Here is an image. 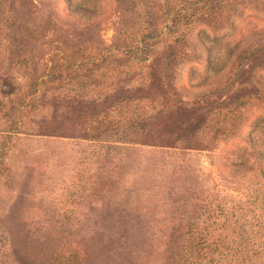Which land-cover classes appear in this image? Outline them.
<instances>
[{
    "label": "rangeland",
    "instance_id": "374dc122",
    "mask_svg": "<svg viewBox=\"0 0 264 264\" xmlns=\"http://www.w3.org/2000/svg\"><path fill=\"white\" fill-rule=\"evenodd\" d=\"M0 232V264H258L264 0H0Z\"/></svg>",
    "mask_w": 264,
    "mask_h": 264
},
{
    "label": "trees",
    "instance_id": "16d2710c",
    "mask_svg": "<svg viewBox=\"0 0 264 264\" xmlns=\"http://www.w3.org/2000/svg\"><path fill=\"white\" fill-rule=\"evenodd\" d=\"M82 10V9H81ZM150 35H148V33H146L145 35H142L141 37V41L140 44H137L134 48H130V52L131 54L139 59H145L147 54H148V44L149 42H147V40H149ZM142 42V43H141ZM15 92V91H14ZM121 92L118 91L116 96L115 94H112L110 96H108L106 99H111L112 97L118 98L120 97ZM121 98V97H120ZM98 101V100H97ZM94 103H96V105H100L101 103L96 102V101H92ZM103 106L107 108L106 113L109 114L108 109L112 107V104H106L104 101H102ZM17 113V109H15V104L10 108L9 113H6L4 116L7 117L9 119L13 118L15 116V114ZM100 117H97L96 120H98ZM110 120L105 121L104 124H108V125H115V122L113 119L109 118ZM101 123V122H100ZM263 161V159H261ZM0 236H1V232H0ZM264 241L258 243V245H263ZM262 249V248H261ZM263 249L262 251H258V264H264V256H263ZM232 254V256H230L231 258H226L225 256L223 257L222 254H220L218 257H211L210 258V262L211 264H249L247 263V261L249 260L250 256L248 255H242V254H238V253H230Z\"/></svg>",
    "mask_w": 264,
    "mask_h": 264
}]
</instances>
